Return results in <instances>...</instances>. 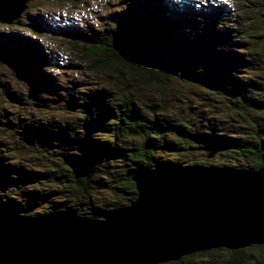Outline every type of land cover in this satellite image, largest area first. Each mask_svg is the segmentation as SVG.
Segmentation results:
<instances>
[{
  "label": "trees",
  "instance_id": "trees-1",
  "mask_svg": "<svg viewBox=\"0 0 264 264\" xmlns=\"http://www.w3.org/2000/svg\"><path fill=\"white\" fill-rule=\"evenodd\" d=\"M153 1L154 8L144 10V2L128 0L95 36L59 32L106 77L107 86L94 91L53 78L48 72L56 62L32 39L8 41L28 55L21 73L30 77L26 91L0 86V217L27 225L66 214L94 219L136 198L132 177L139 173L248 175L264 167V78L259 89L255 75L264 71L262 26L246 17L252 25L241 41L206 34L207 27L189 37L170 25L164 1ZM206 63L218 79L197 69ZM241 71L250 77L237 84L230 78ZM170 78L199 89L200 103L168 104L162 89ZM166 264H264V246L211 250Z\"/></svg>",
  "mask_w": 264,
  "mask_h": 264
},
{
  "label": "water",
  "instance_id": "water-1",
  "mask_svg": "<svg viewBox=\"0 0 264 264\" xmlns=\"http://www.w3.org/2000/svg\"><path fill=\"white\" fill-rule=\"evenodd\" d=\"M29 2L0 0V23L42 34L39 23L21 22ZM28 61L17 52L6 67L20 73ZM132 182V202L94 219L66 214L27 225L0 217V264H166L264 246V167L248 175L163 169Z\"/></svg>",
  "mask_w": 264,
  "mask_h": 264
},
{
  "label": "rangeland",
  "instance_id": "rangeland-1",
  "mask_svg": "<svg viewBox=\"0 0 264 264\" xmlns=\"http://www.w3.org/2000/svg\"><path fill=\"white\" fill-rule=\"evenodd\" d=\"M127 1L128 0H30L28 4V6H30L29 10L27 9L22 15L21 22L24 24L39 22L41 26L46 29L41 27L42 34L35 35L29 30L15 26L14 24L6 25L0 23V63L17 53L14 51V44L8 42H11V38L15 39L16 37H21L32 39L46 49L50 58L56 62V69L53 71L50 70L48 73L59 82H66V85L77 82L79 84V92L82 91L81 88L86 91H94L96 86L98 88H102V86L105 87L106 77L102 76L99 72H93L90 69V64L81 59L77 51L73 52L69 44L61 40L59 32L71 30L86 32L94 36L98 35L101 27H104V25L109 22L112 12L118 8L121 9L124 7ZM163 1L162 5L165 6V9L171 11L165 15L170 25L181 31L182 35L187 34L189 37L199 35V33H197V31L199 32V28L207 27L209 30L204 31L206 34L210 31L215 34L219 32L221 34L226 33V37L229 36L233 40L238 38L240 39L238 41H241V37L246 34L244 29L247 18L246 22L254 19V21L256 20L257 24L264 29V0ZM140 2H144V6H146H143L144 10H149L150 7L155 5L152 0H149V2H147V0H140ZM259 5H262L261 10L254 12L255 8ZM143 9L138 8V10L142 11ZM243 14L245 17L242 16ZM248 14L250 15L248 16ZM250 25L246 27L250 28ZM234 51L237 50L235 49ZM65 65H67V68L64 67ZM196 67L197 69L198 67L203 68L207 75L218 79L217 71L212 72V70L208 68L207 63L206 65L197 64ZM23 74L24 73L21 72H12L5 65L0 64V86L14 85L16 90L24 88L23 91H26L30 74H27V77ZM255 75L257 87L261 89L263 87L262 78H264V71L262 73L257 72ZM128 77L131 79L130 72L124 68V78L128 79ZM243 77H250V75L241 71L232 74L230 79H235V83L239 84L240 82L238 81H243ZM165 81L166 83L162 91L168 96L166 99L168 100L167 103L171 104L172 107H177V104L185 101L191 102L194 106L200 103L198 95H201L202 92L199 89L191 87L178 79L170 78ZM3 90H0V94ZM26 93L27 92H25V94ZM196 98L197 100L193 102ZM260 98L263 99V97ZM0 100H2L1 95ZM0 106H5V104L2 103ZM262 118H264V116H262ZM100 207L105 209L107 203L102 202Z\"/></svg>",
  "mask_w": 264,
  "mask_h": 264
},
{
  "label": "bare ground",
  "instance_id": "bare-ground-1",
  "mask_svg": "<svg viewBox=\"0 0 264 264\" xmlns=\"http://www.w3.org/2000/svg\"><path fill=\"white\" fill-rule=\"evenodd\" d=\"M105 14V13H104ZM176 26V25H175ZM110 88V87H109ZM125 91V90H124ZM156 136V135H155Z\"/></svg>",
  "mask_w": 264,
  "mask_h": 264
}]
</instances>
